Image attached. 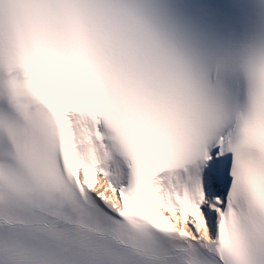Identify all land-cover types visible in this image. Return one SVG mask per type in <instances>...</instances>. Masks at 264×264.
<instances>
[{"label":"snow or ice","instance_id":"1","mask_svg":"<svg viewBox=\"0 0 264 264\" xmlns=\"http://www.w3.org/2000/svg\"><path fill=\"white\" fill-rule=\"evenodd\" d=\"M199 37L139 0H0V264H264V48Z\"/></svg>","mask_w":264,"mask_h":264}]
</instances>
